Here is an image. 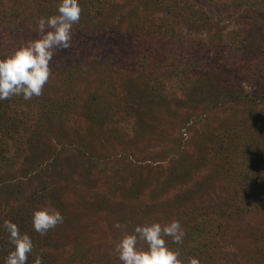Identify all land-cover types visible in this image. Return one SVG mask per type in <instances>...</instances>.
Masks as SVG:
<instances>
[{
	"label": "rangeland",
	"instance_id": "rangeland-1",
	"mask_svg": "<svg viewBox=\"0 0 264 264\" xmlns=\"http://www.w3.org/2000/svg\"><path fill=\"white\" fill-rule=\"evenodd\" d=\"M225 1V10L229 13L223 16L221 14L224 13V8L221 5L224 3L220 4L219 7H213L214 4L211 2L209 8L206 3L200 0H105L104 9L107 16L102 19H106L104 21L90 20L86 19L85 16V22L80 23L78 29L72 33L71 46L74 47L57 51L53 57L52 61L54 62L61 60L62 64L65 62L70 63L71 66L77 64L82 72V77L77 73H74L73 76L61 75L59 72V76L56 75L58 73H51L49 80H54L58 86L64 88L61 93H58V96L66 91L67 96L65 98H75L78 103L82 100L81 97H85V90H87L90 91L89 93L99 96L103 101L107 100L110 109H116L118 104L123 103V99H127L126 105L131 106L133 110L130 119L135 121V124H152L153 130L157 129V132L150 137L142 135L135 142H128L127 145L126 142H122L124 144L122 148L125 146V151L130 153V158L124 156L121 152L122 149L119 148L111 149L110 154L108 150H101V155L107 154L106 157L109 158L104 160L105 163L102 168H97L100 172L93 171V174L84 177L87 174L80 171L77 173V169H71L69 180L60 178L59 171L56 169L58 167L62 172L69 167V164H73V162L76 164V161L72 160L73 158L69 159L66 155L71 156L72 150L68 149L65 153L64 145L71 143L75 132L84 135L86 124L83 120L75 117L66 127L62 128L66 137H60L57 141L54 136L58 145L57 154L59 159L64 162V167L59 165L60 161H57L56 168L47 165L45 168L48 169L47 175L43 176L38 183L43 180L54 181V178L56 180L57 193L62 197L63 203L60 207L64 208V223H61V227H59L58 242L66 250L71 252L77 250L79 253L93 258L94 262L121 264L112 249L121 239L122 232L120 234V230H127L129 233L132 231L128 226L129 223L126 222L125 224L126 218L124 219L123 215L119 218V213L113 206L125 205L124 203L130 202L132 199L131 196L134 195L133 189L136 183H134L135 185H127V183L129 180L134 181L131 174L128 173L135 165L146 166L150 172V174L148 173L149 176L155 175L154 169L158 167H162V175L166 174L167 176L172 165L178 166L180 170L186 169L184 173L189 171V175L185 179L181 177L175 183L171 182L168 189L164 188L162 192H159L153 201L154 203H152L157 212L151 213L149 216L150 223L166 224L175 219L180 222L183 230H186L190 227L191 222L196 223L199 219L195 208L200 210L207 208V211H211L213 214L219 209L222 210L232 205L227 195L232 187L220 186L214 182L212 185L210 178L216 177L217 174L213 175L212 170L205 169V167L194 168L199 163L205 164L200 160L201 158L219 160L227 157V153L224 151L220 155L215 152V147H220L219 145L207 141L206 137H202V139L200 137L203 130L206 134L211 133L210 129L218 125V122L215 121L225 116L227 112L212 107V95L210 92L202 90V87L197 86V89L192 87L189 104L184 101L188 89L184 88L182 83L176 84L174 77L164 82L158 78V74L170 72L163 65L167 62V55L173 54L172 48L170 51L167 50L165 54L160 45L162 38L159 37L158 32L161 31L160 27L165 21L179 25L180 27L177 28H180L179 30L182 31L184 37L199 38V44H205L204 57L207 60L213 58L216 62H219V59H216L214 54L216 52L222 53L220 50L226 44L222 41L224 37H228V34L231 33L244 37L250 44L247 47L250 51V57L251 54H257L258 62L260 60L263 62L258 67L255 65L256 76L264 74V52H262V50L264 51V12L260 15L255 14V18L251 15H240L229 10L231 6L228 1L236 3L235 0ZM193 3L194 5L200 3L207 6V9H204L206 12L215 8L213 13L220 15L221 20L200 29V26L191 22L190 19V17L198 15V8L191 13L186 10L189 6H193ZM254 22L257 27L251 25ZM143 26H147L144 33L141 32ZM82 37H87L83 43ZM257 51L262 54L259 55ZM245 57H248L247 54L239 58V61H231V64L228 65L230 69H226V71L240 73L238 68L243 65ZM197 75L198 77L193 76L192 80L207 83L210 81L230 82L232 80L217 74L208 81V79H203L200 72ZM163 78L167 77L163 76ZM237 82L241 92H246L249 95L253 93L260 95L264 92V83L261 85L260 81L256 82L254 77L250 76L249 79L239 77ZM151 86H159L162 94H175L180 101L168 103L165 109L168 108L169 112L157 115L154 107H157L159 101L158 104L152 102L154 92H151ZM205 87L207 86L205 85ZM80 89L81 91H79ZM77 92L79 95H76ZM103 96H107V98ZM193 101L200 103L196 107H192ZM239 108L242 109V107ZM255 109L257 110L254 116L264 120V114H261V111L264 113V105L260 104ZM170 111H172L171 115ZM120 112L123 111L120 110ZM116 114L113 111L112 115L116 118L117 125L125 126L127 120H124V115L117 114V116ZM111 123L112 121L108 120L107 125ZM123 131L122 129L119 132ZM102 138L107 139L105 136ZM177 138H180L178 139L179 142ZM114 140L116 139L113 136L111 140L108 139L107 141L111 148L116 147L117 142ZM261 142H263L264 147V139ZM175 143L180 146L178 155L174 156L171 151L166 150L167 152L160 157L163 159H160V149L172 147ZM54 146L56 147V144ZM19 168L22 170L24 167L18 164L12 169L11 176L5 174L0 176L1 214L8 213L11 208L19 205L16 203L15 195L8 196L5 194L8 192L5 186L10 187L9 192L14 193L13 190H16V185L18 188L27 185L28 177L25 176L28 175H24L23 172L19 171ZM28 169L31 168L28 166ZM118 176L126 181L121 187H118L114 180ZM197 183L200 189L192 193L191 196L190 188H193ZM158 184L161 185V182L156 179V181H147L146 187L141 185L140 194L141 191L142 194L139 203L150 204L149 191L151 187ZM37 185L34 183L32 190H35ZM258 202H260L258 198L241 202L242 207L248 208V210L239 216L228 214L220 219L219 213L214 214L213 217L217 218L219 222L221 221V224H230L223 234L230 235L231 239L228 243L223 242V239L219 241V246L216 247L217 251H208L209 256L205 257L204 261H199V264H264V211L253 209L256 208L254 204ZM93 203L97 204L96 206L102 204L103 209L100 210L98 207L92 206ZM143 204L138 205V209ZM178 205L187 208L183 211V209H179ZM188 208L190 209L188 210ZM175 209L180 213L182 212L180 217L183 214L184 220L180 217H168ZM138 211L136 210L134 213L136 214ZM193 214L194 216H191ZM130 216L132 218L133 214ZM116 223H119L121 228L114 227ZM165 239L168 243L171 242L170 238L166 237ZM183 264H189V262L183 261Z\"/></svg>",
	"mask_w": 264,
	"mask_h": 264
},
{
	"label": "trees",
	"instance_id": "trees-1",
	"mask_svg": "<svg viewBox=\"0 0 264 264\" xmlns=\"http://www.w3.org/2000/svg\"><path fill=\"white\" fill-rule=\"evenodd\" d=\"M200 1L206 3L208 7L211 2L214 4L212 5L213 7H219L220 4L224 3L221 5L224 8V13L221 15L224 16L229 13L225 10V0ZM235 1L236 3L228 1L231 6L229 10L233 13L251 15L255 18V14L260 15L264 12V0ZM58 2L59 0H0V58L10 55L14 48L19 46L23 41L37 38V33L33 30L35 19L40 16L55 15ZM104 3L105 0H79L81 15L78 23L73 26V31L78 29L80 23L85 22V16L86 19L104 21L106 18H102L107 16ZM192 5L186 8V10L191 13L194 9L198 8V15L190 17V19L191 22L200 26V29L221 20L220 15L213 13L215 8L211 9L212 11L210 12H206L204 9H207V6L200 3H197V5L193 3ZM162 24L160 27L161 31L158 32L159 37L162 38V43L160 44L162 51L166 54L167 50L170 51V48H172L173 54L167 55V62L163 65L170 72L158 74L160 81L164 82L174 77L176 84L182 83V86L188 89H185L188 93L184 97V101L189 104L192 87L194 89H197V86L202 87V90L211 93L212 107L220 108L227 112L225 116L215 121L218 122V125L210 129L211 133L206 134L203 130L200 135L201 139L202 137H206L207 141H212L219 145L220 147H215V152L220 155L224 151L227 153V157L219 160L201 158L200 160L205 164L199 163L194 168L205 167V169L212 170L213 175L217 174L216 177L212 176L210 178L212 185H214L212 183L214 182L220 186L232 187V190L227 193L229 196L228 200L232 205L222 210L219 209L218 212H213V214L211 211H207V208L204 210L195 208L199 219L196 223L191 222L190 227L184 230L183 243L179 245L171 242L167 243L170 249L180 252L179 258L182 261L189 262L190 258L204 261L209 256L207 252H214L217 245L219 246V241L223 239V242L228 243L229 239H231L230 235L223 234L230 224H221V221L219 222L217 218L213 217L214 214L219 213L220 219H223L228 214L239 216L248 210V208L242 207L241 202L254 198L260 199V202L254 204L256 208L253 209L255 211H264V201H261L264 200V147L263 142H261L264 139V120L254 116L257 110L255 107L260 104L264 105V92L260 95H255V93L249 95L246 92H241L237 82L239 77L249 79L251 76L254 77L256 82L260 81L259 83L262 85L264 83L262 81L264 80V74L257 77L256 69L254 68L255 65L258 67L263 62L262 60L258 62V58H256L257 54L253 55L250 53V57V51L247 49L248 45H250L247 43L249 41L234 33L228 34V37H224V40H222L223 43L226 42L225 47L220 50L222 53L218 54L216 52L214 54V57L219 59V62H216L213 58L207 60L204 57L205 44H199V38L184 37L182 31L179 30L180 28H177L180 26L175 23L165 21ZM251 25L257 27L255 22L251 23ZM145 27H142L141 32L144 33L146 31ZM86 39L87 37H82V43ZM71 47L74 46L72 45ZM262 52L264 51L262 50ZM257 53L259 54V51ZM244 54H247L248 57L244 58L243 65L238 68L240 73H230V70L226 71V69H230L228 65L231 64V61H239V58L244 56ZM231 67L234 68V66ZM50 69L51 73L54 74L59 72L61 75L68 74L73 76L74 73H77L82 77L81 68L77 64L71 66L70 63L67 64L66 62L62 64L61 60L52 61ZM199 72L203 79H208V81L217 74L221 77L223 75V78L226 76L232 80L230 82L210 81L208 83L192 80L193 76L198 77L197 73ZM59 73L56 75L59 76ZM163 76L167 78H163ZM49 79L39 97L34 96L31 100L25 101L20 96H13L10 99L0 101V176L2 174L10 175L12 169L18 164L24 167L22 170L19 168V171L23 172L24 175H28L25 176L26 178L28 177L27 185L21 186V188H18L16 185V190H13L14 193L9 192L10 187L5 186L6 191H8L5 194L8 196L15 195L16 203H19V205L11 208L5 214H1L2 210L0 211V264H3L4 258L12 250V246L8 243V234L2 228L5 220L16 224L20 232L26 233L32 240L33 252L28 255L26 264H33L36 255L41 256L42 264H105V262L101 263L100 261L94 262L93 258L87 257L77 250L71 252L60 246L58 242L60 224L50 229L43 237L33 230L31 214L34 209L48 206L59 210L62 216L64 213V208L60 207L63 204L61 201L62 197L57 193L55 178L54 181L43 180L42 184L38 182L43 176L47 175L46 171L48 169H45L47 165L48 167L51 165L56 168L57 161H60L59 165L64 167V162L59 159L57 154L58 145L56 142L59 141L60 137H66L62 128L66 127L75 117L85 122L86 130L84 131V135H79L78 132H75L71 143L64 145L65 153H67L68 149L72 150L71 156L66 155L69 159L73 158L72 160H75L76 164L74 162L73 164H69V167L65 168L62 172L57 167L56 170L59 171L60 178L63 180L70 179L71 174L69 172L71 169H77V173L80 171L83 174H87L84 177L93 174V171L100 172L97 168H102V165L105 163L104 160L109 158L106 157L107 154L102 156L101 150H108L109 152L111 149L119 148L120 150L122 149L121 152H123L124 156L130 158V153L125 151V146L122 148V145H124L122 142H126L127 145L128 142H135L142 135L150 137L157 132V129L153 130L152 124H135V121L130 119L133 115V110L131 106L126 105L127 99H123V103L118 104L116 109H110L111 107L106 102L107 100L103 101L96 94L85 90V97L80 96L82 100L77 103V99L75 98H65L67 96L66 91L58 96V93H61L64 88L58 86L54 80L50 81ZM145 89H147V86H145ZM151 90V92H154V95L151 94L152 102H155L154 104H158V101L159 104L162 103V105L158 104L157 107H154L157 115L169 112L168 108L165 109L168 103H178L180 101L176 98L175 94H162L159 86H151ZM76 95H79L78 92ZM103 97L107 98V96ZM198 103L200 102L193 101L191 105L192 107H196ZM239 107H242V109ZM120 110L123 112L119 113ZM113 111L114 114L124 115V120H127L125 121V126L117 125L116 118L112 115ZM171 114L172 111H170ZM261 114H264L263 111H261ZM108 120L112 121L109 125H107ZM122 129L124 131L120 133L119 131ZM103 136L107 139L102 138ZM113 136L116 139L114 141L117 143L116 147L111 148L107 144V141L108 139L111 140ZM178 139L180 138H177L179 142ZM55 144L56 147L54 146ZM166 150L171 151V154L175 156L176 154L178 155L180 146H178V143H175L172 147L161 148L159 158L167 152ZM28 166L31 168L30 170ZM85 169L86 172H84ZM102 170L104 171L105 169ZM185 170L183 168L180 170L178 166L172 165L170 173L168 172L167 176L166 174L163 176L162 167H158L154 169L156 171L155 175L149 176L148 173L150 174V172H148L146 166L135 165L133 169L131 168L130 173H128L131 174L134 181L129 180L127 183V185H135L134 183H136L133 189L134 195L131 194L132 199L130 202L124 203L125 205L113 206L116 212L119 213V218H121V215L124 216V219L126 218L125 224L126 222L129 223L128 226H130L131 231L138 224L150 223V220H148L149 216L151 213L157 212L154 205H152L153 201L160 191L162 192L164 188L168 189L171 182L175 183L181 177L185 179L189 175V171L184 173ZM170 176L172 177L171 179ZM156 179L158 182L160 180L161 185L158 184L151 187L149 191V195L151 196L150 204L139 203L141 202L139 199L142 194V191L140 194V186L146 187L147 181H156ZM114 180L117 182L118 187L126 183L119 176ZM34 183L38 185L35 190H32ZM199 189L200 186L197 183L193 188H190V195L192 196V193ZM140 204L143 205L138 209L137 206ZM96 205L93 203L92 206L98 207L100 210L103 209L102 204ZM186 208L185 206H179V209H183V211ZM136 210L139 211L135 214L134 211ZM181 213L175 209L168 217H180ZM130 214H133L132 218ZM191 216H194V214ZM180 218L184 220V215L182 214ZM120 234L122 237L130 233L127 230H120ZM138 247L146 246L143 242H139Z\"/></svg>",
	"mask_w": 264,
	"mask_h": 264
},
{
	"label": "clouds",
	"instance_id": "clouds-1",
	"mask_svg": "<svg viewBox=\"0 0 264 264\" xmlns=\"http://www.w3.org/2000/svg\"><path fill=\"white\" fill-rule=\"evenodd\" d=\"M80 15L79 0H59L55 15L35 19L33 30L37 38L23 41L10 55L0 58V101L13 96L28 101L42 94L51 73L53 57L57 50L71 47L73 26L78 23ZM63 220L59 210L48 206L34 209L31 214L32 228L42 237ZM114 227L121 228V225L116 223ZM2 228L12 246L3 264H26L28 255L33 252L31 238L9 220L3 222ZM184 236L180 222L175 219L166 224L142 223L134 226L132 233L123 235L112 251L121 264H183L180 252L170 249L165 238L179 245ZM139 242L146 247H138ZM33 264H42L40 255L35 256ZM189 264H199V261L190 258Z\"/></svg>",
	"mask_w": 264,
	"mask_h": 264
}]
</instances>
